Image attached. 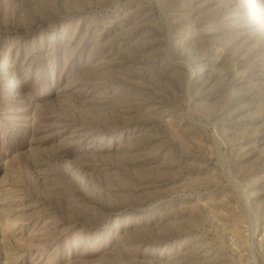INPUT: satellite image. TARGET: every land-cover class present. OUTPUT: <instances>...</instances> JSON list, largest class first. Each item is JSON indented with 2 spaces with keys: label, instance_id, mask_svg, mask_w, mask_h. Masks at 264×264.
<instances>
[{
  "label": "rangeland",
  "instance_id": "rangeland-1",
  "mask_svg": "<svg viewBox=\"0 0 264 264\" xmlns=\"http://www.w3.org/2000/svg\"><path fill=\"white\" fill-rule=\"evenodd\" d=\"M0 264H264V0H0Z\"/></svg>",
  "mask_w": 264,
  "mask_h": 264
}]
</instances>
